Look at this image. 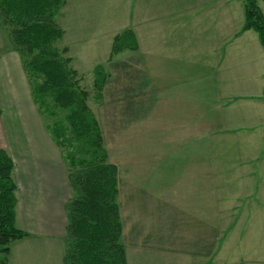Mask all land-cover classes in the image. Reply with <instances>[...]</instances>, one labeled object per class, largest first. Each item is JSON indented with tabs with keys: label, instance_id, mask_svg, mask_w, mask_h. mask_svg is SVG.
<instances>
[{
	"label": "crops",
	"instance_id": "obj_1",
	"mask_svg": "<svg viewBox=\"0 0 264 264\" xmlns=\"http://www.w3.org/2000/svg\"><path fill=\"white\" fill-rule=\"evenodd\" d=\"M58 17L72 68L106 74L90 109L117 168L126 264H264V47L242 30L244 0H66ZM125 30L136 48L113 53ZM5 40L0 149L27 233L8 264H64L67 170Z\"/></svg>",
	"mask_w": 264,
	"mask_h": 264
},
{
	"label": "trees",
	"instance_id": "obj_2",
	"mask_svg": "<svg viewBox=\"0 0 264 264\" xmlns=\"http://www.w3.org/2000/svg\"><path fill=\"white\" fill-rule=\"evenodd\" d=\"M66 0H0V23L18 53L32 101L58 147L72 195L65 210L64 264H126L117 195V168L109 162L88 92L57 46L63 30L56 22ZM253 29L264 47V15L256 0H244L242 30ZM135 49L130 30L114 37L112 52ZM106 74L95 68V102L102 99ZM264 98V89H263ZM14 164L0 149V264H8L12 241L27 236L15 224Z\"/></svg>",
	"mask_w": 264,
	"mask_h": 264
},
{
	"label": "rangeland",
	"instance_id": "obj_3",
	"mask_svg": "<svg viewBox=\"0 0 264 264\" xmlns=\"http://www.w3.org/2000/svg\"><path fill=\"white\" fill-rule=\"evenodd\" d=\"M62 9V8H61ZM61 11V10H60ZM58 16L56 17V22L58 23ZM5 36H7V32L6 30L4 29V27L1 25L0 23V41L3 42V44H6V40H5ZM8 37V36H7ZM0 42V43H1ZM65 43L64 41L62 42V40H59L58 43H57V46L60 48V49H63L65 48L64 47ZM81 56L83 54H80ZM64 56L66 57H69L71 59L70 61V65L74 68L75 64H74V55L72 56V54L68 51H66L64 53ZM98 66V65H97ZM96 68V67H95ZM95 68L94 70L90 73L89 71L86 72V73H83L81 75H79L78 73V78H79V84L80 86L85 89L87 92H88V100H89V107H93V103H95V89L93 88V78L95 79ZM103 68V67H102ZM104 71V69H103ZM105 72V71H104ZM94 82V81H93ZM87 100V101H88ZM93 102V103H92ZM97 103V102H96ZM95 110V109H94Z\"/></svg>",
	"mask_w": 264,
	"mask_h": 264
}]
</instances>
